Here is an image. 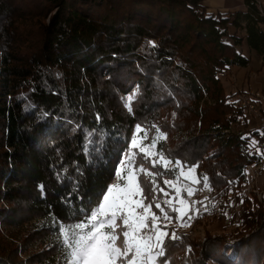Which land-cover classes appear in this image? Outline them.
Returning a JSON list of instances; mask_svg holds the SVG:
<instances>
[{"label":"trees","instance_id":"1","mask_svg":"<svg viewBox=\"0 0 264 264\" xmlns=\"http://www.w3.org/2000/svg\"><path fill=\"white\" fill-rule=\"evenodd\" d=\"M243 4L214 12L204 0H0V264L63 262L57 222L83 220L81 210L98 204L138 124L166 134L156 148L173 164L198 166L200 183L189 187L209 178L216 202L201 219L227 204L261 135L220 79L247 63L236 29L264 56L259 3ZM132 89L129 112L122 95ZM142 162L161 173L160 187L174 177ZM256 199L238 197L233 228L208 233L198 250L183 233L169 264H264V197Z\"/></svg>","mask_w":264,"mask_h":264},{"label":"snow or ice","instance_id":"2","mask_svg":"<svg viewBox=\"0 0 264 264\" xmlns=\"http://www.w3.org/2000/svg\"><path fill=\"white\" fill-rule=\"evenodd\" d=\"M135 96L136 93L127 98L125 107L129 112L133 111ZM152 127L156 128L155 125ZM156 133L150 144L145 145L144 141L149 139L148 131L138 124L128 151L116 169L117 182L107 187L95 207L81 210L83 220L57 222V241L63 264H169L168 249L180 237L167 231L168 224L173 218L179 221L188 216L191 219L189 213L196 203L181 197L182 192H187L188 197L193 196L196 189L181 183L180 178L197 184L200 178L196 175L197 165L188 166L180 160L174 162L179 171L173 172V162L162 151L156 150V145L166 139V134L159 128ZM138 155H141V161L137 160ZM142 161H150L153 169L160 165L175 176V180H165L164 184L174 189L176 196L163 201L175 217L165 211L155 195L157 191L169 195L156 183V177L161 173L150 171ZM203 181L204 187L211 191L209 178L204 176ZM153 205L162 216L152 210ZM162 221L168 224H162Z\"/></svg>","mask_w":264,"mask_h":264},{"label":"rangeland","instance_id":"3","mask_svg":"<svg viewBox=\"0 0 264 264\" xmlns=\"http://www.w3.org/2000/svg\"><path fill=\"white\" fill-rule=\"evenodd\" d=\"M244 0H204V4L207 6V8L211 11H219L221 9L222 11H234V10H239V9H244ZM239 4V5H238ZM260 6V4H259ZM238 7V8H237ZM260 10V15L264 17L263 9L262 6L259 7ZM262 10V11H261ZM263 12V13H262ZM231 31H234V27H230ZM236 33L238 36L242 37L241 42L238 44V48L242 52L244 56H249V59L247 60L246 65L250 63L249 67L242 68L243 66L233 64L232 67L236 66V70L233 72L231 71V66L223 73L220 74V79L222 82V86L225 89L226 94H231L232 97L231 99L236 101L235 98L237 96L236 93H244L247 92V88L250 86L249 89H254L260 91L262 94H264V56L257 54L254 50L250 49L245 41L244 35L245 31L243 29H236ZM259 58L261 59L259 62ZM260 63V64H258ZM244 65V66H246ZM241 70V72H239ZM239 72V73H238ZM249 80V81H248ZM255 82H259L257 88H252L255 86ZM252 86V87H251ZM248 89V90H249ZM135 93V90H130V92L123 94L122 97L124 100L127 102V98L129 96H132ZM259 108L261 109V112L264 113V103L259 104ZM250 121H254V118H249ZM256 122V119H255ZM241 126V123L235 125L233 128L234 130L239 129ZM240 129H243V126L240 127ZM142 135V133H141ZM157 133H155L153 136H156ZM149 136V135H148ZM149 136L148 140L144 141V144H150L151 142V137ZM157 150V148H156ZM126 150L121 158L124 156V154L127 152ZM139 153V149L136 150ZM156 159H159V157H156ZM119 161V164H120ZM118 164V166H119ZM174 165V164H173ZM117 166V167H118ZM262 166V167H261ZM117 169V168H116ZM253 169V170H252ZM179 169H177V172ZM247 175L250 177V181L252 180L254 183L255 188L262 189V195L264 196V163H260L258 169L256 167H251L249 171H247ZM246 175V178H247ZM181 183H184V178L181 177ZM165 180H175V176L173 178L170 177H165L163 180V183ZM249 181V183H250ZM117 182L116 178V172H115V177L112 181L113 183ZM189 181H187L188 183ZM248 179L246 182L242 183V186L239 188L240 190H236L235 188H232L231 191L228 192V201L227 204H223V206H220L216 208V210L213 213H210L208 215H205L202 219L200 218L198 222L195 223V226L193 225L191 228H186L184 229H179L178 231H181L179 234V237L185 232V234L188 235V238H190L191 241L195 243L194 248L198 250L196 245H199L203 242L204 238L208 233L210 234H221L224 232H227L231 228H233V225L237 222L238 220V207H239V202H238V196L240 198H245L249 197L252 195L251 191H249V185ZM166 192L169 193L168 196H165L163 192L157 191L155 193L156 197L158 193H161L163 196V199H171L172 195L175 193L174 189L169 188L167 185L164 184V186H161ZM235 190V191H233ZM213 191V190H212ZM211 193L214 194V191ZM231 192V193H230ZM236 195V196H235ZM254 195V194H253ZM256 197V196H255ZM154 211V206L153 209ZM155 212V211H154ZM227 213V215H225ZM233 217V218H232ZM232 220V221H231ZM227 221V222H226ZM162 224H167V221L165 223L162 222ZM180 224V223H178ZM171 225V223H170ZM172 226V225H171ZM191 229V230H190ZM169 229L167 228V231ZM46 245V244H45ZM227 257L234 259L236 257V252L233 249L232 245L227 246ZM62 260V259H61ZM63 264V262L61 263ZM209 264H221L218 262H212L210 261Z\"/></svg>","mask_w":264,"mask_h":264},{"label":"built area","instance_id":"4","mask_svg":"<svg viewBox=\"0 0 264 264\" xmlns=\"http://www.w3.org/2000/svg\"><path fill=\"white\" fill-rule=\"evenodd\" d=\"M236 94L237 96H244L245 105H242V106H244L245 114L249 117H254V119H256L255 127H260L262 129V136H260L259 139L257 140L256 146L258 149H261L262 151V159L264 163V114L261 112V109L259 108V104L264 103V94L254 89H249L247 90V92H244L241 94L236 93ZM237 96L235 98L236 101H237ZM250 105H257L258 115H248V107H250ZM175 196H176V193L172 195V198ZM181 197L189 201H191V199H199V206H192V211L189 213V216L193 217L197 215V212L206 213L208 212V210H210V203L213 202L214 194L211 193L208 188L201 186L196 189L195 194L193 196L188 197L187 192H182ZM181 225L183 229V224Z\"/></svg>","mask_w":264,"mask_h":264},{"label":"bare ground","instance_id":"5","mask_svg":"<svg viewBox=\"0 0 264 264\" xmlns=\"http://www.w3.org/2000/svg\"><path fill=\"white\" fill-rule=\"evenodd\" d=\"M237 106L239 105V107L242 108L243 112L245 113V109H244V106L242 105H245V98L244 96H237ZM248 115H258V107L257 105H250V107H248ZM243 116V115H242ZM254 118V117H253ZM257 129H259L260 131L258 132H261V135L262 136V129L260 127H256ZM259 134V133H258ZM259 136V135H258ZM253 147V146H252ZM254 150V149H253ZM254 154V153H253ZM258 154V153H257ZM257 157V155H256ZM256 161L254 163H249L245 166L244 168V173L247 175V171H249V169H251V167H256L258 169L259 167V164L263 162V159H262V151L261 149H259V154H258V157L257 159H255ZM262 167V166H261ZM253 170V169H252ZM247 179H248V185H249V191H251L252 195L254 194V198L257 197L258 200H262V198L264 197L262 195V190L261 189H258V188H255L254 186V183L253 181L251 180L250 181V177L249 175H247ZM250 181V183H249ZM246 182V181H245ZM239 190V189H238ZM212 191V190H211ZM210 191V192H211ZM235 191V190H233ZM213 192V191H212ZM231 193V192H230ZM251 195V196H252ZM236 196V195H235ZM256 196V197H255ZM239 197V196H238ZM256 199V200H257ZM191 201H194L196 203H194L192 206H199V199H191ZM216 200L215 198L213 197V202L210 203V210L212 209L213 210V205L215 204ZM208 210V211H210ZM205 212H197V215L196 216H193L191 217V219H189L188 217H186L187 221L185 223H183V229L186 230V228H191L193 225L195 226V223L198 222V220L201 218V216L204 214ZM233 218V217H232ZM232 221V220H231ZM184 222V221H183ZM227 222V221H226ZM199 224V222H198ZM171 225L175 228V230L173 232H175L178 236L180 233L178 232H181V231H178L179 229H182V225H179L176 220L175 221H172L171 222ZM192 229V228H191ZM190 229V230H191ZM185 234V232H184Z\"/></svg>","mask_w":264,"mask_h":264},{"label":"crops","instance_id":"6","mask_svg":"<svg viewBox=\"0 0 264 264\" xmlns=\"http://www.w3.org/2000/svg\"><path fill=\"white\" fill-rule=\"evenodd\" d=\"M258 1V3L260 4V6L259 7H261L262 6V8L261 9H263V11H264V0H257ZM239 5V4H238ZM238 8V7H237ZM219 11H222L221 9H219ZM235 11V10H234ZM245 58H247V60L249 59V56H244ZM260 58H259V62H260ZM258 64H260V63H258ZM250 66V63H248V65H246V66H243V67H241L242 68V70H243V68H247V67H249ZM231 71H235L236 70V66L235 67H232L231 66V69H230ZM239 72H241V70L239 71ZM238 72V73H239ZM249 81V80H248ZM255 83H257V84H255V86L254 87H252V88H257L258 87V84H259V82H255ZM250 88V86L247 88V90ZM252 125V124H251Z\"/></svg>","mask_w":264,"mask_h":264}]
</instances>
